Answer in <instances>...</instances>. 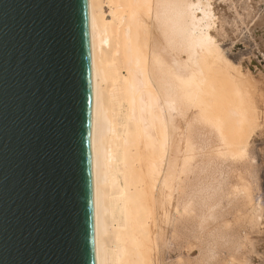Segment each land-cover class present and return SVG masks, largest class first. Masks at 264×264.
<instances>
[{
  "label": "bare ground",
  "instance_id": "6f19581e",
  "mask_svg": "<svg viewBox=\"0 0 264 264\" xmlns=\"http://www.w3.org/2000/svg\"><path fill=\"white\" fill-rule=\"evenodd\" d=\"M234 1L87 0L95 264H207L203 250L184 259L200 235L226 243L230 264L252 252L253 240L240 244L263 219L253 193L263 114L223 44L243 27L264 51V16L258 0Z\"/></svg>",
  "mask_w": 264,
  "mask_h": 264
},
{
  "label": "water",
  "instance_id": "95a60500",
  "mask_svg": "<svg viewBox=\"0 0 264 264\" xmlns=\"http://www.w3.org/2000/svg\"><path fill=\"white\" fill-rule=\"evenodd\" d=\"M87 0H0V264H95Z\"/></svg>",
  "mask_w": 264,
  "mask_h": 264
},
{
  "label": "rangeland",
  "instance_id": "374dc122",
  "mask_svg": "<svg viewBox=\"0 0 264 264\" xmlns=\"http://www.w3.org/2000/svg\"><path fill=\"white\" fill-rule=\"evenodd\" d=\"M227 1H231V0H227ZM239 1H242V0H235L234 2H236V4L237 3H239ZM228 2V3H229ZM258 11H257V13H258V17H263L264 16V0H258ZM238 5V4H237ZM239 8V7H238ZM240 9V8H239ZM252 24V23H251ZM243 29V27H242V30H240V32H241V34H240V41H239V39L237 40V41H239V42H237V45H231V43L229 42V41H226L224 44H223V46L225 47V46H228L227 48H228V50H227V59L228 58H230L229 60H230V62H231V66L233 65H237V66H232L233 68H239V64H241V69H242V71H245V73L244 72H242L244 75H245V80H248L249 82H250V85H252V87L251 88H253L254 87V98H255V101L257 102L256 103V105H257V107H259V109L257 108V111H259V118H261L262 119V117H261V115L263 116V120H258V118L256 119V121H257V128H259L260 127V129H258V130H256L255 129V132H256V136L254 135V139H255V141H254V145H253V151H254V154H255V160H253V163H255L256 165H257V168H259L258 170V173H259V175H258V180H257V183H258V185H257V189H255V191L253 192V193H255V199L256 200H258V201H260V204H261V206H262V212H263V219H259L258 221H259V225H262V226H259L258 225V222L257 221H254V224H253V227H254V230H253V233H252V236H251V233H249V235H250V237H251V240H250V238H249V241H248V243L246 242V245H245V241H243V243H244V245H242V244H240V246H241V248L240 249H244V247H248L249 245H251L250 243H251V241L253 242L252 243V245H251V247L252 246H254V250L252 249V248H250V246H249V248L251 249V251L252 252H243V253H245V254H243L242 255V250H240V253H241V258H243L242 260H243V264L245 263V264H260V263H258V262H260L261 260L260 259H263V256H264V253H262L263 251H261V249H263L264 250V245H262L264 242H263V240H264V224H262V223H264V101L262 100V99H264L263 97H264V51L260 48V47H258L259 46V44H258V40H256L255 38H254V36L253 35H251V37L249 36V34H247L248 32H245V31H248V30H244ZM242 32H244V33H242ZM245 34V35H244ZM244 36V38H243V40H241L242 39V37ZM247 36V37H246ZM252 38H254V39H252ZM254 40V41H253ZM256 40V41H255ZM228 42H229V44L230 45H228ZM258 44V45H257ZM230 46H232V47H230ZM226 48V47H225ZM231 48H233V49H231ZM258 48L259 49H261L260 51L258 50ZM263 51V52H262ZM232 63H234V64H232ZM245 69V70H244ZM255 80V81H254ZM259 87V88H258ZM257 88V89H256ZM258 90H260V92H263V93H261L260 94V92L258 91ZM258 100V101H257ZM260 101V102H259ZM261 103V104H260ZM259 105V106H258ZM260 121V122H259ZM261 123V124H260ZM259 125H263V126H259ZM263 127V128H262ZM248 128V126L245 128V129H247ZM263 129V130H262ZM248 130V129H247ZM261 132V133H258V132ZM263 131V132H262ZM260 136V137H259ZM255 147V148H254ZM258 186H259V188H258ZM261 191V192H260ZM260 192V193H259ZM259 193V194H258ZM259 198H260V200H259ZM239 214H240V212H238ZM241 215H244L243 213L241 214ZM237 217V218H236ZM235 217V221L237 222V224L238 225H240L241 226V222L240 221H242V223L244 222V220H238L239 218H238V216H236ZM241 217V216H240ZM240 222V224H239V222ZM235 221H233L234 223H235ZM257 222V224H255ZM207 223V222H206ZM245 223V222H244ZM243 225V224H242ZM257 225V226H256ZM252 227V228H253ZM207 227L205 226V229H206ZM259 228H260V230H259ZM262 229H263V232H262ZM207 230V229H206ZM260 231V232H259ZM250 232V231H249ZM202 234V233H201ZM258 234H261L260 236L258 235ZM254 235V236H253ZM257 235V236H256ZM201 237H197L198 238V240L200 241H198L197 240V238H194V239H188V241H186L185 243L186 244H184L183 245V250L185 251L184 252V259L185 260H187V261H195V259H196V261H197V258H198V256H199V258H200V256H202L201 254L199 255V251H200V253H202V251L201 250H203V255L204 254H206V253H208V255H210V263H207V264H221V262H222V264H230V255H228V257H227V252H226V250L224 249L225 248V246L227 245L226 243H223V245L222 244H220L219 246L218 245H215L214 244V246H213V244H212V241H211V239L210 240H208L207 238V235L206 236H204V235H200ZM205 237V238H204ZM254 237V239H256V242H255V240L254 239H252ZM262 237V238H261ZM258 238H259V241L261 242L260 243V245H262V246H260L259 245V241H258ZM190 240V241H189ZM191 240H195V243H194V241H193V243H192V241ZM210 241V242H209ZM188 242V243H187ZM191 242V243H190ZM197 242H198V244H197ZM202 242V243H201ZM206 242V244L207 245H205L204 243ZM255 242V243H254ZM258 242V243H257ZM200 243V244H199ZM194 244V245H193ZM197 244V245H196ZM209 244H210V246H209ZM249 244V245H248ZM255 244H257L256 246H255ZM173 244H172V241H171V246H172ZM187 245V246H186ZM188 245H189V247H188ZM190 245H191V247H190ZM199 245V246H198ZM201 245H203V246H201ZM186 246V247H185ZM205 246V247H204ZM260 246V247H259ZM201 247L203 248V249H201ZM207 247H209V248H213V247H215V248H213L214 249V251H213V253H212V250H210L211 252H207L206 251V248ZM219 249H217V248ZM256 247V248H255ZM187 248V249H186ZM198 248V249H197ZM199 248H200V250H199ZM221 248V249H220ZM248 248V249H249ZM259 248V249H258ZM187 251H186V250ZM204 250H205V252H204ZM218 250V251H217ZM225 250V251H224ZM247 249L245 248L244 249V251H246ZM256 250H257V252H256ZM224 251V252H223ZM247 251H250V250H247ZM260 251H261V254H260ZM259 252V253H258ZM216 253V254H215ZM226 253V254H225ZM248 253V254H247ZM254 253V254H256V255H258V256H260V257H262V258H260L259 260H258V256H256V255H254L253 254V256H252V254ZM222 254V255H221ZM239 254V253H238ZM249 256V257H251L250 259H247V258H249L247 255ZM250 254V255H249ZM216 255V256H215ZM262 255V256H261ZM212 256V257H211ZM219 256V257H218ZM221 256V257H220ZM227 258H225V257ZM247 256V257H246ZM254 256H256V257H254ZM203 257H205V256H203ZM203 257H201L199 260L200 261H202V258ZM215 257H218V258H215ZM254 257V258H253ZM258 257V258H257ZM189 258V259H188ZM209 258V257H208ZM225 258V259H224ZM255 258H257V259H255ZM191 259V260H190ZM194 259V260H193ZM213 259V260H212ZM218 259H219V261H221V262H219L218 261ZM251 259H253L252 261H251ZM229 260V261H228ZM258 260V261H257ZM246 261V262H245ZM198 262V261H197ZM213 262V263H212ZM250 262V263H249ZM254 262V263H253Z\"/></svg>",
  "mask_w": 264,
  "mask_h": 264
}]
</instances>
